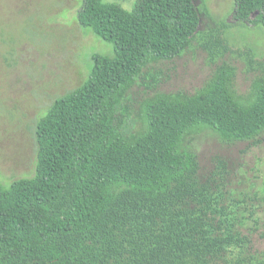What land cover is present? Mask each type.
Returning a JSON list of instances; mask_svg holds the SVG:
<instances>
[{
    "label": "trees",
    "instance_id": "16d2710c",
    "mask_svg": "<svg viewBox=\"0 0 264 264\" xmlns=\"http://www.w3.org/2000/svg\"><path fill=\"white\" fill-rule=\"evenodd\" d=\"M232 18L264 32V0H234ZM76 19L112 54L93 55L88 78L37 121L33 176L0 184V264L231 261L250 244L246 200L221 173L201 178L186 143L204 130L225 144L264 142V77L241 95L222 62L193 94L155 93L133 118L124 104L142 68L197 35L196 0H136L129 11L82 0Z\"/></svg>",
    "mask_w": 264,
    "mask_h": 264
},
{
    "label": "rangeland",
    "instance_id": "374dc122",
    "mask_svg": "<svg viewBox=\"0 0 264 264\" xmlns=\"http://www.w3.org/2000/svg\"><path fill=\"white\" fill-rule=\"evenodd\" d=\"M136 0H104L132 9ZM82 0H0V184L7 187L35 171V126L53 101L82 84L93 55H111L112 45L77 23ZM198 33L169 61L142 68L125 104L136 116L139 103L155 93L193 94L222 62L236 69L235 89L243 95L264 77V32L232 18L234 0H196ZM201 178L221 173L233 198L245 199L242 233L249 247L226 264H264V142L225 144L204 130L188 137ZM251 198V200H250ZM254 206V219L248 208Z\"/></svg>",
    "mask_w": 264,
    "mask_h": 264
}]
</instances>
